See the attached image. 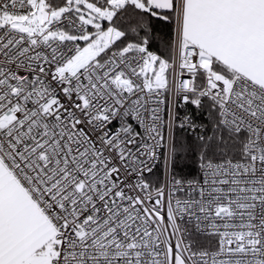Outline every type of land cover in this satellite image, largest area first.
I'll return each mask as SVG.
<instances>
[{
  "label": "snow or ice",
  "instance_id": "obj_1",
  "mask_svg": "<svg viewBox=\"0 0 264 264\" xmlns=\"http://www.w3.org/2000/svg\"><path fill=\"white\" fill-rule=\"evenodd\" d=\"M0 264H264V0H0Z\"/></svg>",
  "mask_w": 264,
  "mask_h": 264
}]
</instances>
